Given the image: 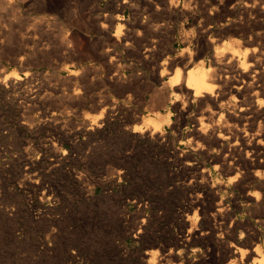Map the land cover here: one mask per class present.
<instances>
[{"label": "rangeland", "instance_id": "1", "mask_svg": "<svg viewBox=\"0 0 264 264\" xmlns=\"http://www.w3.org/2000/svg\"><path fill=\"white\" fill-rule=\"evenodd\" d=\"M112 1L0 0V264H229L221 243H264L249 223L253 184L229 185L231 165L190 139L196 108L179 130L172 113L167 121L166 109L153 111L159 85L146 63L180 47L186 5L208 24L236 25L214 47L241 50L237 40L257 34L246 46L264 63V0H230L218 11L211 0H118L120 11ZM117 13L127 44H113L116 22L107 18ZM262 125L264 114L254 129ZM219 201L229 207L225 226L236 225L229 235L210 215Z\"/></svg>", "mask_w": 264, "mask_h": 264}, {"label": "bare ground", "instance_id": "2", "mask_svg": "<svg viewBox=\"0 0 264 264\" xmlns=\"http://www.w3.org/2000/svg\"><path fill=\"white\" fill-rule=\"evenodd\" d=\"M191 1L193 2L195 0H191ZM191 1H189V3ZM211 1L215 3L214 6L215 11H218L219 9H223L225 6L224 3H228L230 0H211ZM111 3L113 5L115 4L116 11H120L124 8V4H123L124 2L113 0ZM173 3H170V5ZM243 5L245 7L251 6V4H249L248 2H246ZM189 6L190 5H188L187 7L186 5V7L182 11L184 20L183 22L181 21L178 27L177 34L174 37L175 41L180 45V47L175 51V53H166L162 58H160V60H156L151 63L150 62L146 63V66L148 68V75L154 81L155 84L159 85L158 87L155 86L152 89L153 90L151 97L152 99H150L152 103L151 105L155 108L153 109V111L157 110L159 112V110L166 109L167 121L170 120L171 113L175 116V121L171 126L172 129L174 130H179L178 128L181 124V121L185 118L187 114H189L188 112L190 110L196 108L197 110L196 116L195 117L193 116L194 117L193 119L191 118L195 127L193 130L189 132V135L191 136L190 139H195L196 140L195 142H199L203 144L204 145L203 148L205 147L208 150L211 149L212 151L217 152V154L218 153L222 154V155L219 154L214 155L213 158L215 160L221 159L222 165H224L226 162H228V164L231 165L228 171H234V175L228 181L229 185H232V187L235 188L241 187V184L244 181V179L246 180L248 179L249 181L247 182L253 184V188L247 191L248 193L246 194V201H247L246 206H248V209L252 211L251 216L253 218V220L252 221L250 220L249 223L252 225V230L263 232L264 230V158H262L263 160L262 159L257 160V157L255 156L258 153L257 151L259 150L260 146H262L261 143H263L264 141V131L261 130L262 127L256 130L254 129V126L256 119H258L262 114H264V99L260 98L262 96L261 94H263L262 89H264L263 88L264 63H255L253 61L255 57L254 48H249L248 46H246V44L252 45V43H254L259 37L257 34H250L247 38L245 37L246 39L244 40L238 39L237 42L246 43L245 46L241 48V50L239 48H236V46L225 47L224 44H223L224 45L223 48L221 46L214 47L212 43L215 36L219 35L221 32H225L233 29L236 25L233 23V21L229 19L227 20L225 19L226 21L224 22L219 21L214 25L208 24V19L210 18L209 15L203 17L196 10H194L192 7ZM174 7H176V5ZM230 9L232 10V8ZM158 10L160 9H157V11ZM211 13L212 11H210V14ZM119 15L120 14L117 13L116 16L113 17L109 16L107 18V22L110 25H113V23L116 22V28H117V29L115 28L116 33L112 36L114 40L113 42L114 45L115 44L119 45L120 43H123V41L125 42V44H127L129 42H126V40L133 38L132 36H129V33H127L126 37H124L123 39L121 38L120 36L121 34H119V32L121 31L120 26H122V23L120 22V20H122L123 16L122 15L119 16ZM241 18H243V16ZM239 43L237 45H239ZM106 48L108 49V47ZM154 50H155L154 45H150V44L147 45L145 47L144 57L147 58L148 56L153 55ZM140 52L142 53L143 51ZM203 55H205L204 56L205 58H201ZM131 65L129 66V68L131 67ZM136 72L138 71L136 70ZM151 87H153V85ZM259 95L261 96L259 97ZM150 123L148 124L151 125ZM158 125L155 124L152 127V131H151L152 133L158 131L159 129ZM134 131L142 132L143 130L141 128H135ZM187 140H189V138ZM199 143H197V145ZM196 149H198V147H196ZM208 155L210 156V154ZM224 171H226V169ZM204 174L202 175V178L205 181L209 182V179L211 178V174L209 173L208 176H205ZM221 183L222 182H220V184ZM208 184H210V182ZM213 187H215V185ZM214 189H216V187ZM228 208L229 207L225 205V203L219 201L217 204V208L215 209V212L213 214L211 213L210 215H212L213 221L218 223L219 227H221L222 233H226L229 235V233H232L234 231L236 225L233 221H230L229 226L228 227L225 226L226 221H228L230 217ZM192 215H195V210H194V214ZM193 218L195 217L193 216ZM221 245L224 249L223 252L227 254L228 257L230 258L229 264H264V243L262 245L254 244L252 242L246 241L245 239V242L231 241L226 244L221 243Z\"/></svg>", "mask_w": 264, "mask_h": 264}]
</instances>
